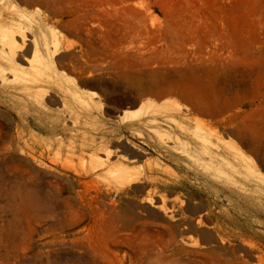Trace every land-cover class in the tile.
Instances as JSON below:
<instances>
[{
	"label": "rangeland",
	"instance_id": "obj_1",
	"mask_svg": "<svg viewBox=\"0 0 264 264\" xmlns=\"http://www.w3.org/2000/svg\"><path fill=\"white\" fill-rule=\"evenodd\" d=\"M19 2L57 32L63 79L41 109L0 92V264H264V183L215 178L175 143L160 158L155 131L122 122L171 101L188 119L166 116L229 134L264 176V0ZM121 134L144 149L142 188L91 171L101 144L130 156Z\"/></svg>",
	"mask_w": 264,
	"mask_h": 264
},
{
	"label": "bare ground",
	"instance_id": "obj_2",
	"mask_svg": "<svg viewBox=\"0 0 264 264\" xmlns=\"http://www.w3.org/2000/svg\"><path fill=\"white\" fill-rule=\"evenodd\" d=\"M38 33H40L41 40ZM59 46V36L49 26L48 18L42 11L30 10L22 6L19 0H0V92L5 93L6 97L10 100L18 99L27 106L34 101L40 109L45 108L44 97L50 86L59 84L63 79V75L61 76L56 71L57 65L55 64ZM51 67L55 73H50L49 68ZM89 101L87 100V102ZM165 102L171 106V101L163 103ZM163 103L145 99L137 110L124 112L122 122H130V126L126 124L130 130L133 125H136V122L155 131L157 136L152 140L154 146L159 149L160 158L169 155L168 147L170 145L173 147L175 143L180 145L182 153L187 158L200 164L202 169L211 173L215 178L225 180L233 186L239 183L237 178H242L245 182L242 183L244 185H247L250 179L264 183L263 173L258 169L255 160L245 153L229 134L214 131L206 124L198 122L192 127H185L184 123L178 119L166 116L169 111L173 110L186 119V116H182L181 109H175L174 106L168 109ZM159 115L166 117L164 121L168 123H178L179 127L181 125V129L185 133L182 134L180 130L181 133L176 134L155 127ZM132 131L136 135L142 133L136 130ZM121 136L122 134L118 137V142L123 140L124 143L119 147L130 152V156L122 154L123 157L119 162L113 164L111 146L101 144L102 149L107 152L101 156L100 153L93 152L94 150L90 151L88 162L91 165V171L108 170L113 174V180L119 186L126 189L142 188L140 185L150 181L149 176L142 175L141 170L136 168L135 162L138 161L144 149L128 139L127 136L124 139H121ZM139 138L141 137L139 136ZM140 143L145 144L146 142L141 141ZM175 147L178 146L175 145ZM148 161L147 166L150 167L152 163L151 160ZM185 164L190 166L187 162ZM154 168L161 169L163 164L154 161ZM155 208L163 209L160 206Z\"/></svg>",
	"mask_w": 264,
	"mask_h": 264
}]
</instances>
